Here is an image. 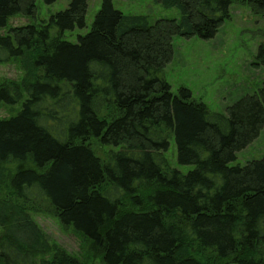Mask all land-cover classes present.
Wrapping results in <instances>:
<instances>
[{"label": "trees", "instance_id": "trees-1", "mask_svg": "<svg viewBox=\"0 0 264 264\" xmlns=\"http://www.w3.org/2000/svg\"><path fill=\"white\" fill-rule=\"evenodd\" d=\"M34 1L0 0V29ZM154 2L179 19L102 0L72 43L87 2L70 0L0 35V64L26 71L0 81V264H80L32 220L43 205L103 264H264V158L229 166L264 125V80L220 113L162 77L173 37L211 39L234 4L264 14V0ZM255 61L264 67V41ZM171 143L191 170L171 165Z\"/></svg>", "mask_w": 264, "mask_h": 264}, {"label": "rangeland", "instance_id": "rangeland-1", "mask_svg": "<svg viewBox=\"0 0 264 264\" xmlns=\"http://www.w3.org/2000/svg\"><path fill=\"white\" fill-rule=\"evenodd\" d=\"M70 0H55L46 3L34 1V11L30 16L17 15L9 18L5 28L24 26L47 20L52 14L64 10ZM86 27L66 33L64 39L76 42L78 35L85 34L98 12L102 0H86ZM114 9L124 15H142L150 22L158 19H179L176 8H165L154 0H111ZM264 41V14H255L248 6L234 4L230 8V18L225 20L215 36L208 40L198 37L172 39L173 56L163 70L162 77L177 94L179 88H186L192 98L206 104L210 111L223 113L227 106L246 94L256 91L264 80V67L255 65L258 45ZM26 71L18 61L0 64V81L21 80ZM10 113L0 107V118H7ZM173 167L182 172L192 166H180L176 161L172 143L167 153ZM264 158V125L259 135L245 149L236 154L229 166L242 165L249 160ZM11 166L10 171L18 168ZM5 190L0 186V198ZM37 208V207H36ZM36 208H32L34 211ZM32 220L43 232L49 243L63 249L80 264H103L100 253L93 250L80 235L70 227L60 225L51 211L43 205L32 212Z\"/></svg>", "mask_w": 264, "mask_h": 264}]
</instances>
